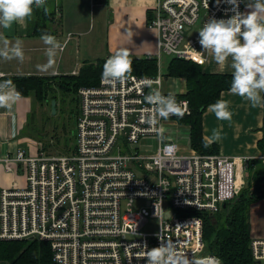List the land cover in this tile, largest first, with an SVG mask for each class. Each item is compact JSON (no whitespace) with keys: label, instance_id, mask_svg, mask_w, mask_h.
Wrapping results in <instances>:
<instances>
[{"label":"built area","instance_id":"1","mask_svg":"<svg viewBox=\"0 0 264 264\" xmlns=\"http://www.w3.org/2000/svg\"><path fill=\"white\" fill-rule=\"evenodd\" d=\"M245 1L237 0L240 12ZM231 9L226 0H155L147 25L157 31V61L164 53L200 64L190 50L203 52L198 30L210 19L227 20ZM163 81L160 71L129 74L115 86L100 77L76 92L70 152L50 153L38 142L32 154L17 149L0 156L2 169L21 164L24 171L23 184L0 186V241L47 242L43 264H147L144 247L161 240L189 258L212 255L201 215L235 198L244 171L235 157L191 148L182 116L155 113L148 85L161 91ZM162 93L185 102L183 116L190 113L187 99ZM149 218L157 220L153 232L143 231ZM250 251L255 264H264V238H252Z\"/></svg>","mask_w":264,"mask_h":264},{"label":"crops","instance_id":"2","mask_svg":"<svg viewBox=\"0 0 264 264\" xmlns=\"http://www.w3.org/2000/svg\"><path fill=\"white\" fill-rule=\"evenodd\" d=\"M248 2L249 0L245 1L243 12L247 10L246 4ZM154 5L155 0H97L95 2L90 0H47L43 7L34 5L32 16L24 22H15L10 29L0 28V34L10 42L20 38L23 41L24 51L22 62L17 59L4 60L0 58V78L72 75L78 72L84 62H95L99 58H106L107 55L113 54L121 48L126 49L129 55L132 56H155L157 58V31L147 25ZM44 7L49 12H52V15H49L46 20H43L40 14V10H44ZM102 10L104 12L106 10L107 17L102 14ZM96 11L100 12L101 16L99 19L97 16L95 17ZM87 12L91 13L88 18L84 16V13ZM96 21H99L102 26L98 45L94 44L91 39L93 25H95ZM45 33L55 36L61 43L62 48L57 52L54 67L42 70L38 66L45 65L48 59L45 54L46 45L40 39L41 35ZM2 46L3 43L0 40V47ZM80 47H82L81 50ZM201 50L203 51L202 47ZM93 55L103 56L97 58V56ZM204 55L205 62L200 63V65H202L205 72L232 73V69L229 66L231 58H229L227 65L220 66L214 61L211 52H205ZM90 56L96 58L90 60ZM162 56L161 53L160 61H157V72L160 71L164 76L161 91L173 92L177 95L185 93L186 83L184 78L164 75L168 60L164 67ZM170 57L172 56H169V59ZM219 100L229 102L232 118L230 121L217 120L215 115L206 107L202 114V134L207 142L217 145V154L235 157L238 160L237 164L239 166L242 165L244 171L245 184L247 161L252 159L262 160L261 156L263 154L258 149L257 142L262 137L260 129L263 123V107H251L247 100L233 95L230 89L222 91ZM34 103L37 102L32 96H21V99L12 105L10 109L0 108V156H11L17 149H22L32 154L36 152V144L38 142L42 143L44 150L47 152L53 153L57 151L54 150L55 130L52 131V135L49 133L45 138L27 134V139L32 142L28 149L21 142L22 132L31 133L29 127L32 121L30 118L32 119L34 115ZM47 105L50 108V104L40 105V107L45 109ZM184 126L188 128V131L186 128L182 129V131L186 134L188 133L189 138V127L187 125ZM213 129L220 131L221 139L217 141L209 140ZM178 142L180 147H184V144H186L185 140L182 139ZM243 158H246V162L240 163V159ZM262 162L264 164L263 160ZM2 173V167H0V186L1 183L3 184L1 187L9 188L17 181L20 183L17 176L12 174V179L9 180ZM263 201L264 198L259 202ZM250 213L251 210L249 208L251 239L264 238V234L254 233L252 235Z\"/></svg>","mask_w":264,"mask_h":264},{"label":"trees","instance_id":"3","mask_svg":"<svg viewBox=\"0 0 264 264\" xmlns=\"http://www.w3.org/2000/svg\"><path fill=\"white\" fill-rule=\"evenodd\" d=\"M40 12L43 20L52 15V12H45L43 9ZM111 55L99 58L95 62H84L78 72L72 75L14 76L0 78V81L10 80L21 96H32L42 106L50 104L51 99L57 100L58 94L62 101L68 93L76 94L80 87L98 84L103 65ZM129 58L132 62L130 74L156 75L158 65L155 56L129 55ZM164 75L185 79L186 91L178 97L188 100L190 113L179 117L178 121L189 127L190 147L201 154H217V145L207 142L203 137L202 114L206 107L219 100L222 91L230 89L232 75L207 73L202 65L175 57H170ZM260 130L262 137L257 146L264 155V107ZM205 144L209 146L205 147ZM246 165V185L242 187L236 199L227 202L225 207L215 213L204 212L201 215L206 253L218 257L221 264H255L250 251L249 208L252 203L264 198V165L260 159L248 160ZM49 258L50 248L45 241L36 239L0 241V261H7L8 264H43Z\"/></svg>","mask_w":264,"mask_h":264},{"label":"clouds","instance_id":"4","mask_svg":"<svg viewBox=\"0 0 264 264\" xmlns=\"http://www.w3.org/2000/svg\"><path fill=\"white\" fill-rule=\"evenodd\" d=\"M226 2L232 6L233 15L227 20L210 19L198 30L203 52L189 48L200 63L205 62V52H211L214 61L220 66L227 65L231 58L230 92L247 100L253 108L264 107V97L261 95L264 93V0H249L245 12L238 10L237 0ZM45 4L46 0H0V28L10 29L13 23L24 22L32 16L34 5L43 7ZM44 10L48 11L46 7ZM40 39L46 45L45 54L48 59L45 65L38 67L47 70L54 67L55 57L62 45L50 34L45 33ZM0 40L3 43L0 58L23 61V41L20 38L10 42L0 34ZM131 64L128 51L118 49L103 65L102 82L113 86L123 83L132 71ZM148 86L150 91L146 100L153 106L155 113L164 119L170 115L183 116L182 104L185 102L178 103L174 95H164L158 88ZM20 99L21 94L10 80L0 81V108L10 109ZM208 109L217 120L230 121L232 118L228 101L217 100ZM219 139L220 131L213 129L209 140ZM144 249L147 264H221V260L214 255L189 258L186 253L178 251L173 243L162 240L158 247L148 249L145 246Z\"/></svg>","mask_w":264,"mask_h":264},{"label":"rangeland","instance_id":"5","mask_svg":"<svg viewBox=\"0 0 264 264\" xmlns=\"http://www.w3.org/2000/svg\"><path fill=\"white\" fill-rule=\"evenodd\" d=\"M102 11H103L102 14L107 17L106 10L105 12L104 10ZM90 14H91L90 12H87V13H84V16L88 18V15ZM96 16L99 19V17L101 16L100 12L96 11L95 17ZM196 27L197 25L193 26L192 27L193 30H195ZM101 30H102L101 24L99 23V21H96L95 25H93V31L91 34V39L96 45L99 44V33L101 32ZM81 49L82 47H80V50ZM162 55H163L162 61H164L163 66L165 67L166 61L167 60L169 61V55H166L164 53H162ZM93 56H97L98 58L103 55H93ZM93 56H90V60H94L93 58H96ZM59 99L61 100V96H59L58 94V98L56 100V106H55L56 110L54 113L51 111L48 105L45 106V109H43L42 107H40L38 103H34V106H33L34 115L32 119L30 118V120L32 121L29 127V130L31 133L22 132V135L20 137L21 142H23V146L27 147V149L30 148V146L32 145V142L27 139L28 138L27 134L38 137V138H45L46 135H49V133L51 134L52 131L54 130L56 132L55 134L56 137L54 141V150H57L56 152L60 150L70 152L73 149L76 139H75V124H74V119H73L74 117H73L72 111L78 110V99L76 97V94H69V93L65 95V97H63L62 101H60ZM64 139H66L65 143L63 142ZM2 172H3L2 174L4 175V177L8 178L9 180L12 179L11 178L12 174L17 176L20 183L18 181L17 182L15 181L16 183H13L12 186H17V185L22 184L23 177H24V171H23V167L21 164L12 165L10 170H7L5 168V165H3ZM245 185H246V181L243 186ZM1 186H3L2 183H1ZM241 189L239 190L235 198L232 199V201L236 199ZM259 201L254 202L250 207L252 235H254V233L260 234V235L264 234V201L263 202H259ZM156 227H157V220L153 218H149L143 227V231L153 232L155 231ZM204 246H205V251H206L205 243H204ZM0 264H8V262L0 261Z\"/></svg>","mask_w":264,"mask_h":264},{"label":"water","instance_id":"6","mask_svg":"<svg viewBox=\"0 0 264 264\" xmlns=\"http://www.w3.org/2000/svg\"><path fill=\"white\" fill-rule=\"evenodd\" d=\"M55 106H56V100H55V99H51V100H50V109H51V111H52L53 113H54L55 110H56ZM64 141H65V140H64ZM65 142H66V141H65ZM222 207H225V204H223Z\"/></svg>","mask_w":264,"mask_h":264},{"label":"flooded vegetation","instance_id":"7","mask_svg":"<svg viewBox=\"0 0 264 264\" xmlns=\"http://www.w3.org/2000/svg\"><path fill=\"white\" fill-rule=\"evenodd\" d=\"M72 113H73V117L76 115V113H77V110L76 111H72Z\"/></svg>","mask_w":264,"mask_h":264}]
</instances>
